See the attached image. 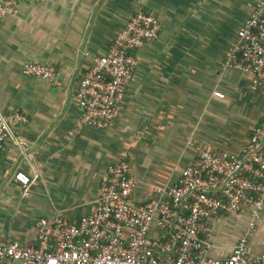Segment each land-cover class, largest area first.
I'll return each mask as SVG.
<instances>
[{"label": "crops", "instance_id": "obj_1", "mask_svg": "<svg viewBox=\"0 0 264 264\" xmlns=\"http://www.w3.org/2000/svg\"><path fill=\"white\" fill-rule=\"evenodd\" d=\"M259 1H22L15 16L0 19V113L27 117L16 126L21 145L8 141L0 151V234L35 245L37 218L91 214L102 175L121 160L141 205L153 187L174 184L192 163L189 138L207 150L239 153L264 121V94L250 90L247 74L225 70L223 58ZM139 10L157 17L161 30L135 52L119 116L107 130L69 137L80 117L75 91L82 74ZM24 63L52 65L57 83L21 75ZM16 171L38 175L29 197L13 181ZM247 223L246 214L212 218L209 256L227 258ZM249 253L264 254V209Z\"/></svg>", "mask_w": 264, "mask_h": 264}, {"label": "built area", "instance_id": "obj_2", "mask_svg": "<svg viewBox=\"0 0 264 264\" xmlns=\"http://www.w3.org/2000/svg\"><path fill=\"white\" fill-rule=\"evenodd\" d=\"M22 1L45 0H0V19L15 16ZM160 30L157 17L139 10L107 53L90 60L75 91L80 117L69 137L84 128L112 127L138 64L135 52L157 39ZM223 68L247 74L250 90L264 94V0L237 31ZM20 73L57 83L52 65L24 63ZM214 96L223 98L220 92ZM26 122L19 110L0 113V151L8 141L21 145L16 126ZM187 144L195 149L192 163L174 184L153 187L144 204L134 202L136 182L129 163L121 160L102 175L91 214L77 221L62 215L37 218L35 245H21L0 234V264H264V254L249 253V238L264 209V121L237 154L204 149L191 138ZM12 179L29 197L38 175L16 171ZM242 214L248 216L247 228L229 256L210 257L211 219Z\"/></svg>", "mask_w": 264, "mask_h": 264}]
</instances>
